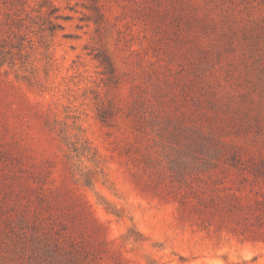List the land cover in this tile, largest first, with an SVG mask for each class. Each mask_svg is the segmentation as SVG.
<instances>
[{
    "label": "rangeland",
    "instance_id": "obj_1",
    "mask_svg": "<svg viewBox=\"0 0 264 264\" xmlns=\"http://www.w3.org/2000/svg\"><path fill=\"white\" fill-rule=\"evenodd\" d=\"M0 50V264L57 263L60 225V264H264V244L182 219L170 181L179 164L203 198H264V0H0Z\"/></svg>",
    "mask_w": 264,
    "mask_h": 264
},
{
    "label": "trees",
    "instance_id": "obj_2",
    "mask_svg": "<svg viewBox=\"0 0 264 264\" xmlns=\"http://www.w3.org/2000/svg\"><path fill=\"white\" fill-rule=\"evenodd\" d=\"M4 54L5 52L0 50V56ZM96 59L107 73L112 72L109 60L102 55L96 56ZM3 64L4 61H0V68ZM104 111H101L98 115L102 123H106L112 115L110 112ZM160 130L162 131L161 137H168L170 135L173 139L175 138L176 133L173 130L170 131L166 124ZM184 135V143L182 145L191 151L190 163L195 162L196 166L200 162L203 164V158L201 160L198 157L199 155H203V127L194 125ZM212 148L213 153L216 155L218 153L222 157L223 163L227 166L229 165V167L243 172L247 171V168H244L243 159L240 155L227 149L225 143H217L213 139L207 138V149L210 150ZM92 162L95 165L99 164L95 153L93 154ZM190 169L194 170L193 168ZM253 169V173L264 177V166L262 163L253 166ZM170 172L172 173L170 181L174 188L173 191L178 196L176 198L178 213L182 219L193 221L197 225L201 223L204 228L213 226L217 230L225 231L239 238L241 241L264 244V198H241L236 195L234 196L235 198H203L202 181L198 177H195L191 171L187 173V171H183L180 165L177 164L170 168ZM92 179L93 177L86 176L84 185L91 186ZM19 222L22 227L24 220L19 219ZM60 227L54 231V235L50 234L47 237L46 233H44V237H46L44 238V247L48 250L54 248L58 252L56 255L61 256V259L58 258L56 260L57 263H53L49 259L46 261V264H60L65 261L63 257L68 250L65 247L66 244L71 249L77 247L74 240L70 239L71 236L68 230L64 229L62 225ZM21 236L26 239L25 232H22ZM69 255L71 256L72 252Z\"/></svg>",
    "mask_w": 264,
    "mask_h": 264
}]
</instances>
